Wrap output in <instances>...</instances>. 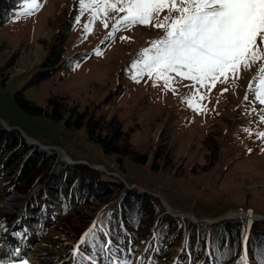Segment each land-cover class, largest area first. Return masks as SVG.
Listing matches in <instances>:
<instances>
[{
    "label": "rangeland",
    "instance_id": "1",
    "mask_svg": "<svg viewBox=\"0 0 264 264\" xmlns=\"http://www.w3.org/2000/svg\"><path fill=\"white\" fill-rule=\"evenodd\" d=\"M41 3L42 8L34 15L0 25V123L4 128L19 130L29 142L24 133L52 146L45 150L48 155L58 157L55 146H59L73 159L118 172L129 186L159 193L176 213L217 221V217L232 211L264 215V140L255 135L264 131V122L260 121L264 105L255 99L253 91L259 86V69L264 67V61L250 69L241 68L235 78L230 74L226 83L216 82L202 102L207 111L201 114L185 103L195 91L192 82L173 74V92L165 88L163 80L157 83L145 76L136 82L130 76L133 62L141 58L145 48L164 37L163 29L121 26L110 35L124 14L109 11L107 29L104 18H99L92 31L86 32L92 12L81 11L79 0ZM13 9L20 10V4ZM71 15L75 24L65 40L63 58L74 55L75 65L57 68L46 79L27 87L26 97L44 107H49V98L56 97L63 101L65 109H87L109 121L115 119L124 131L122 146L147 154V163L135 161L130 154L120 165L118 155L105 153L99 143L89 138L86 126L67 127L63 120L33 115L16 104L15 92L50 56L55 36L69 29L67 20ZM165 15L167 10L160 14L161 19ZM96 49L103 54L96 55ZM103 126L111 130L107 124ZM55 163L49 170L48 183L61 165H66L57 160ZM18 177L14 173L12 180L24 181V177ZM48 183L36 186L35 193L43 191ZM4 188L0 187V254H11L17 261L1 260L0 264H21L22 260L28 264H75L74 250L59 244L57 229H44L40 237L36 236L38 228L34 227L28 207H37L40 199L30 203L31 196L12 188L5 192ZM22 222L28 229L23 230ZM4 240L10 242L9 246ZM140 249L141 255L131 264H179L182 251L179 246L170 257L162 254L150 263L147 258L152 254L144 247ZM27 251L32 253L30 258L34 255L36 259L24 258ZM113 261L112 264L121 262L117 258Z\"/></svg>",
    "mask_w": 264,
    "mask_h": 264
},
{
    "label": "trees",
    "instance_id": "2",
    "mask_svg": "<svg viewBox=\"0 0 264 264\" xmlns=\"http://www.w3.org/2000/svg\"><path fill=\"white\" fill-rule=\"evenodd\" d=\"M21 3L22 0H0V25L13 19L16 11L13 6ZM67 23L69 29L55 36L50 56L38 65L23 88L15 92L16 104L33 115L63 120L67 127L86 126L89 138L99 143L105 153L118 155L120 165L130 154L135 161L147 163V154L122 146L124 131L115 119L109 121L87 109H65L63 101L56 97L48 99L49 107L26 97L27 87L46 79L57 68L75 65L74 55L63 58L65 40L75 24L73 15ZM67 112H70L68 117ZM104 123L111 126L110 131ZM56 158L55 154L48 155L31 145L19 130L6 129L0 123V187L12 188L19 194L31 193L45 181ZM155 166L153 169L157 170ZM14 173H18L19 179L24 177V181H13ZM48 194L60 202L61 208V215L54 217L50 229L59 231V244L75 251L76 264H104L111 257L132 263V258L141 254L140 247L150 250L152 263L159 255L170 257L179 246L182 249L178 258L180 264H240L245 254L248 264H260L264 256V220L251 223L250 229L242 218H226L208 224L202 220L205 217L197 216L199 221L187 220L184 224L180 217L166 212L158 196L137 187H127L114 175L84 164L63 167L55 175ZM35 198L40 199L39 193L33 200ZM93 225L94 234L81 244L84 234Z\"/></svg>",
    "mask_w": 264,
    "mask_h": 264
},
{
    "label": "snow or ice",
    "instance_id": "3",
    "mask_svg": "<svg viewBox=\"0 0 264 264\" xmlns=\"http://www.w3.org/2000/svg\"><path fill=\"white\" fill-rule=\"evenodd\" d=\"M81 11H91L92 20L85 25L91 32L95 20L104 18V27H109V11L123 13L114 26H154L163 29L162 39L145 48L141 58L130 67V76L139 82L145 76L155 82L163 80L165 88L176 89L174 76L192 82L195 89L185 103L194 111H207L203 101L216 82L226 83L229 76L235 78L241 68H251L264 61V0H79ZM42 8L41 0H22L20 10L13 12L14 21L34 15ZM168 15L161 19L160 14ZM175 13V15H172ZM153 21L155 23L153 24ZM127 39V37L125 38ZM96 55H102L100 49ZM259 86L254 96L264 105V67L259 69ZM249 88L253 86L250 84ZM227 91V89H225ZM245 100L248 97L245 96ZM264 122V114L260 116ZM246 131H248L246 129ZM264 140V131L255 133ZM95 225L85 234L84 244L94 234ZM78 254V253H77ZM21 264H28L22 260ZM108 264H112L109 261ZM120 264H131L121 261ZM240 264H248L247 255ZM264 264V256L260 259Z\"/></svg>",
    "mask_w": 264,
    "mask_h": 264
},
{
    "label": "water",
    "instance_id": "4",
    "mask_svg": "<svg viewBox=\"0 0 264 264\" xmlns=\"http://www.w3.org/2000/svg\"><path fill=\"white\" fill-rule=\"evenodd\" d=\"M24 136L26 138L32 140V141H36L39 144V141L37 139H35L33 137H30V136L28 137V136H26L25 133H24ZM39 145L41 146L42 149L48 147V146L42 145L41 143ZM56 148H58L60 150V156L57 159V161L62 160V161H65L66 163H70V161H68L66 158H62L61 157V155H64V150L62 151V148L58 147V146H56ZM74 163H82V164H86V165H88V166H90V167H92L94 169H99V170L102 169V170L106 171L105 166H103V165H93V164H90V163H88L86 161H83V160L74 161ZM55 165H56V163H55ZM111 174H114L115 176H117V177H119L120 179L123 180V177L121 175H119L118 173L111 172ZM154 194L160 196L158 193H154ZM161 200H162V203L164 204V206L166 207V212H168V213H170V214H172L174 216H179V217H181L184 220L188 219V220L191 221V218H192L191 216H187V215H184L182 213H174V212H172L171 209H170L169 204L167 203V201H165L163 199V197H161ZM225 218H242V219H245L246 222L250 224V223H252V222H254L256 220L264 219V215L260 214V213H256V212L232 211V212H229L228 214H225L224 216L220 217L219 219H225ZM203 221L205 223H214L217 220L203 219ZM249 227H250V225H249Z\"/></svg>",
    "mask_w": 264,
    "mask_h": 264
},
{
    "label": "bare ground",
    "instance_id": "5",
    "mask_svg": "<svg viewBox=\"0 0 264 264\" xmlns=\"http://www.w3.org/2000/svg\"><path fill=\"white\" fill-rule=\"evenodd\" d=\"M26 136H27V135H26ZM28 137H29V136H28ZM67 156H68V157H66V159H68V160L71 159V160L74 161V159H73L72 157H70L68 154H67ZM170 209H171L172 212H174V211H173L174 208H172L171 205H170ZM174 213H175V212H174ZM5 255H6V254H2V255L0 254V258H1L2 260H4ZM7 255H10V254H7ZM31 259H36V257H35L34 255H32V256H31Z\"/></svg>",
    "mask_w": 264,
    "mask_h": 264
}]
</instances>
